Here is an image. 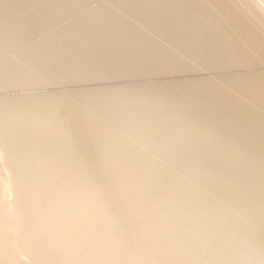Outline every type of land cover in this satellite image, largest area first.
I'll list each match as a JSON object with an SVG mask.
<instances>
[{
	"label": "bare ground",
	"instance_id": "1",
	"mask_svg": "<svg viewBox=\"0 0 264 264\" xmlns=\"http://www.w3.org/2000/svg\"><path fill=\"white\" fill-rule=\"evenodd\" d=\"M0 264H264V0H0Z\"/></svg>",
	"mask_w": 264,
	"mask_h": 264
}]
</instances>
